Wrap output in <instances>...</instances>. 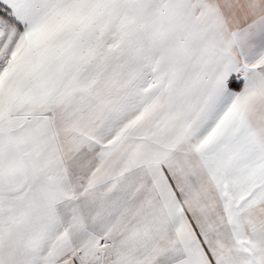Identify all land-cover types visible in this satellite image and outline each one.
Returning <instances> with one entry per match:
<instances>
[{"label": "snow or ice", "instance_id": "1", "mask_svg": "<svg viewBox=\"0 0 264 264\" xmlns=\"http://www.w3.org/2000/svg\"><path fill=\"white\" fill-rule=\"evenodd\" d=\"M0 264H264V0H0Z\"/></svg>", "mask_w": 264, "mask_h": 264}]
</instances>
